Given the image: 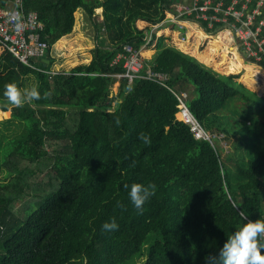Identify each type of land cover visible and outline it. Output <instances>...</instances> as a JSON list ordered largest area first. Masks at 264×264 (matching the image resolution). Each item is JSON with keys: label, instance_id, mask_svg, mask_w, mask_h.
<instances>
[{"label": "trees", "instance_id": "16d2710c", "mask_svg": "<svg viewBox=\"0 0 264 264\" xmlns=\"http://www.w3.org/2000/svg\"><path fill=\"white\" fill-rule=\"evenodd\" d=\"M174 1L25 0L44 24L50 61L35 59L42 70L33 68L0 42V92L33 74L42 94L21 106L0 95V119L18 127L11 139L0 136V264H137L143 256L140 264H205L245 218L264 219V88L251 86L264 60L232 69L214 35L182 41L175 23L161 24ZM80 8L97 28L102 17L110 45L98 41L88 62L78 63L84 52L57 64L52 46L67 48ZM147 30L149 60L166 84L120 78L116 100L110 85L124 59L115 58ZM189 83L190 111L209 132L236 135V155L223 158L218 137L196 138L177 118L175 91ZM132 182L156 185L142 211L127 196ZM110 217L118 228L102 230Z\"/></svg>", "mask_w": 264, "mask_h": 264}, {"label": "built area", "instance_id": "2783aa9c", "mask_svg": "<svg viewBox=\"0 0 264 264\" xmlns=\"http://www.w3.org/2000/svg\"><path fill=\"white\" fill-rule=\"evenodd\" d=\"M165 21L176 24L182 41L189 37L193 27L207 32L226 31L231 41L247 55L246 58L257 64L264 60V0H175L170 5V16L162 23ZM203 21L211 30L204 26ZM43 25L38 12L26 8L25 0H6L5 5L0 6V42L20 62L39 70L42 68L33 60H42L49 47V43L42 38ZM151 32L146 31L139 47L129 42L122 45L115 61L124 59V70L114 74L116 78L132 82L135 78L144 77L166 84L168 74L155 70L144 54ZM175 93L179 100L176 116L190 125L196 138L213 142L214 137L224 135L211 133L203 127L190 111L185 91Z\"/></svg>", "mask_w": 264, "mask_h": 264}, {"label": "clouds", "instance_id": "9594fccd", "mask_svg": "<svg viewBox=\"0 0 264 264\" xmlns=\"http://www.w3.org/2000/svg\"><path fill=\"white\" fill-rule=\"evenodd\" d=\"M253 62V61H252ZM255 63V62H254ZM44 93L43 95H47ZM7 103L21 106L41 98V92L36 85L20 87L15 82H7L0 92ZM117 123L119 120L117 118ZM138 138L145 144L150 142L149 136L143 132L138 133ZM127 196L137 211H142V205L155 192L154 183L132 182L125 184ZM119 203V202H117ZM118 228L115 217H110L102 222V230ZM264 219H248L227 235L222 245L215 253L205 256V264H264Z\"/></svg>", "mask_w": 264, "mask_h": 264}, {"label": "rangeland", "instance_id": "374dc122", "mask_svg": "<svg viewBox=\"0 0 264 264\" xmlns=\"http://www.w3.org/2000/svg\"><path fill=\"white\" fill-rule=\"evenodd\" d=\"M75 18H76V20H75L74 29L72 30V32L70 34L66 35V37L69 40V44H68L67 48L64 47L62 49V46L59 47L56 44L52 46V51H51L53 54L52 56H54L55 62L57 64H64L69 59L76 58L78 56L82 57V54H84V52L89 53L88 59H82L78 63L88 62L91 60V57L93 55L92 49L94 48V46L97 44L98 41H100L99 43H101V44L110 45L109 39H107V35L105 33L104 25L102 23V17H100V16L98 17L99 28H97L95 26V24L92 22L90 16L88 15L87 11L83 8H80V10L77 11V13L75 14ZM212 32L213 31H211V33ZM224 34L226 35V37H223V39L224 38L226 39V40L224 39V41H226L230 45L232 44L234 46V48L229 49V51L233 52V53L234 52L238 53L240 48L237 47L235 42H233V41L230 42V40L227 41V39H229L228 38L229 36L225 32H224ZM69 45H71V46L69 47ZM53 48H54V50H53ZM144 51H146V56H149L151 50L145 49ZM241 53H242V51H241ZM246 56L247 55H244L245 58H246ZM246 59H247V61L245 63L250 61L249 60L250 58H246ZM237 65H239V63L237 61L231 62L232 68H235ZM253 66H255V65H253ZM69 68L70 67H68V69ZM55 69H58V68H55ZM242 70L246 71V69H242ZM253 72H254V76H253L254 77L253 78L254 83H251V86L257 87L259 89L264 88V68L263 67L257 68V66H256ZM117 79L118 80H115L110 85V94L115 95V96L117 95L115 97L116 100L120 99V97L118 95L120 79L119 78H117ZM24 83H25L24 86L37 85L38 79L36 78L35 75L31 74V75L26 76ZM189 86L190 85L188 84L185 89H187ZM186 91L188 93V97H190L192 95V90L190 88H188ZM17 132H18V127L16 126L13 119H11L8 116L3 115L0 119V136L3 137V139H4L3 141H6L5 139H7V140L11 139ZM224 136L225 137H223V138L220 137V138H218V140H216L217 141L216 145L219 147L221 154H222V157L226 158V156H228L230 154L236 155L237 151L235 150V147H234V141L236 139V135L230 134L229 136H226V135H224ZM49 148H51V147L49 146ZM226 161H227L226 165L228 168L233 167L232 164L228 160H226ZM33 164L34 163H30V165H33ZM5 174H6V170L3 167L2 170L0 171V178L5 179L4 178ZM19 206H21V202H19L14 208L19 207ZM144 259H145L144 256L139 258L137 260V264L142 263L144 261Z\"/></svg>", "mask_w": 264, "mask_h": 264}, {"label": "crops", "instance_id": "0c3cea01", "mask_svg": "<svg viewBox=\"0 0 264 264\" xmlns=\"http://www.w3.org/2000/svg\"><path fill=\"white\" fill-rule=\"evenodd\" d=\"M6 2V1H5ZM4 5H5V3H4ZM168 22L167 21H165L164 23H161V24H167ZM154 29V28H153ZM192 32H199L203 37H207V36H211V35H214V38L215 39H217L219 42H220V44L223 46V48L225 49V51L228 53V56L230 57V65H231V62L233 61V62H238L239 63V67H235V68H232V69H246L248 66H249V64H251L252 62H251V60L249 61V62H247V63H245L246 61H247V59L244 57V55L241 53V51L239 50V52L237 53V52H230L229 51V49H231L232 48V44L230 45L229 43H227L226 41H224V39H223V37H226V35L223 33V32H225V33H227L226 31H217V30H214L212 33L210 32V33H208L207 31H204V30H199V29H197L196 27L194 28H192L191 30H190V33H189V36H190V34L192 33ZM219 33H221V34H219ZM228 35V34H227ZM229 36V35H228ZM229 39H227V41L228 40H230V42H231V39H230V37H228ZM226 40V39H225ZM147 49V48H146ZM148 50V49H147ZM212 50H215V48H212ZM149 59H152V57H153V50H151V52H150V54H149V56H147ZM45 58H47V57H45ZM92 58V57H91ZM243 58H245V60H243ZM46 63H48V61H46ZM249 63V64H248ZM253 65H255L254 63H252ZM248 65V66H247ZM254 67V66H253ZM53 68H54V66H53ZM60 69H62V68H60ZM60 69H54V70H51V71H56V70H60ZM254 69H255V67H254ZM246 71H247V69H246ZM116 80H118V79H116ZM250 81V80H249ZM119 84H120V81H119ZM188 85V84H187ZM189 87L188 88H190L191 90L193 89V85H191L190 83H189ZM186 88V87H185ZM185 88H180V90L179 91H185L186 93H187V89H185ZM188 94V93H187Z\"/></svg>", "mask_w": 264, "mask_h": 264}, {"label": "water", "instance_id": "95a60500", "mask_svg": "<svg viewBox=\"0 0 264 264\" xmlns=\"http://www.w3.org/2000/svg\"><path fill=\"white\" fill-rule=\"evenodd\" d=\"M42 60H44L45 62H46V61H48V62L50 61V59L45 58V57H44Z\"/></svg>", "mask_w": 264, "mask_h": 264}]
</instances>
